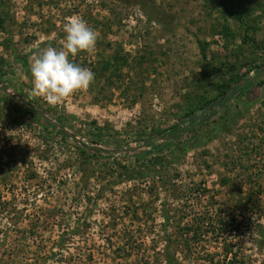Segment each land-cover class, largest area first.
<instances>
[{"label":"rangeland","instance_id":"374dc122","mask_svg":"<svg viewBox=\"0 0 264 264\" xmlns=\"http://www.w3.org/2000/svg\"><path fill=\"white\" fill-rule=\"evenodd\" d=\"M74 16L95 80L53 107L30 57ZM168 260L264 264V0H0V264Z\"/></svg>","mask_w":264,"mask_h":264},{"label":"clouds","instance_id":"9594fccd","mask_svg":"<svg viewBox=\"0 0 264 264\" xmlns=\"http://www.w3.org/2000/svg\"><path fill=\"white\" fill-rule=\"evenodd\" d=\"M65 42L61 48L51 44L37 48L30 57L33 97L43 98L50 106H59L77 93L87 91L95 80V73L77 64L80 53L92 54L97 33L79 16L70 17L63 24Z\"/></svg>","mask_w":264,"mask_h":264},{"label":"trees","instance_id":"16d2710c","mask_svg":"<svg viewBox=\"0 0 264 264\" xmlns=\"http://www.w3.org/2000/svg\"><path fill=\"white\" fill-rule=\"evenodd\" d=\"M113 59L115 60V62H117V64L114 65L115 69L120 67L121 65H123L125 63V60H126L124 58L117 57V56H114ZM109 67H110V63L107 61H104L102 63V65L100 66L99 70L97 71L99 73V75L97 74L98 75L97 77H103V74L106 73V71H108ZM243 90H244V87L238 85V86L233 87L228 95H226V92H222V94L218 98H216L212 101V106H210V108L212 109L215 107L216 108L220 107L225 101L231 99V97L234 96L235 94L243 92ZM205 115H203V117ZM167 264H173V263L171 260H168Z\"/></svg>","mask_w":264,"mask_h":264}]
</instances>
